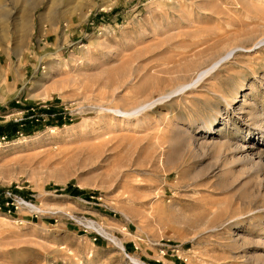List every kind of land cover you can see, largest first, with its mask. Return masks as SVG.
<instances>
[{"label":"rangeland","instance_id":"1","mask_svg":"<svg viewBox=\"0 0 264 264\" xmlns=\"http://www.w3.org/2000/svg\"><path fill=\"white\" fill-rule=\"evenodd\" d=\"M24 2L0 0V264H264V0Z\"/></svg>","mask_w":264,"mask_h":264},{"label":"bare ground","instance_id":"2","mask_svg":"<svg viewBox=\"0 0 264 264\" xmlns=\"http://www.w3.org/2000/svg\"><path fill=\"white\" fill-rule=\"evenodd\" d=\"M13 1L15 3H17L18 0H13ZM35 2H36V0H25L24 6H23V11H26V12L29 11L33 7ZM105 8L106 7L104 6V9ZM6 16H7V12L2 11L0 13L1 19H3ZM15 31H16V33L20 32L22 37L25 34V29L24 28L20 29L17 23H16ZM263 40H261V41H263ZM229 55H230V52H228L225 56H221L220 58H218V60L214 64H212L208 68L198 71L197 76L195 78H193L192 81L186 82V83H182V84L178 85L175 89H173L169 93L161 94L158 98H154V99H152L150 101L144 102V103H142V104H140V105H138V106H136V107H134L132 109L109 108L108 110L112 111L113 113H116V115L118 114L119 116L123 117L124 119H131V118L138 117L140 114H142L147 109L152 108L156 103H158V102L161 103L164 100L166 101V99L169 100V98L172 99L173 95H179V94L184 93L185 91H187L189 89H192V88H195L196 86H198L207 76L212 74L216 70L217 66L225 58L227 59L229 57ZM30 206L32 208L38 209V206L34 205L33 203H31ZM138 264H140V263L138 262Z\"/></svg>","mask_w":264,"mask_h":264},{"label":"built area","instance_id":"3","mask_svg":"<svg viewBox=\"0 0 264 264\" xmlns=\"http://www.w3.org/2000/svg\"><path fill=\"white\" fill-rule=\"evenodd\" d=\"M17 201H18V200H17ZM18 202L21 203V204L27 205V206H30V205H31V202H29V201H27V200H25V199H23V198H20ZM11 204H12V205H11L10 208H9V212H11L13 208H18V207H17L18 204L15 205V202H11ZM7 205H10V202H7Z\"/></svg>","mask_w":264,"mask_h":264}]
</instances>
